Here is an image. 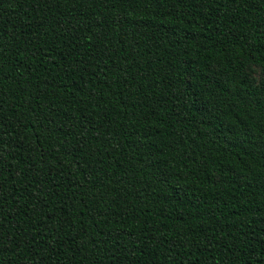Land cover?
Wrapping results in <instances>:
<instances>
[{"label": "trees", "instance_id": "trees-1", "mask_svg": "<svg viewBox=\"0 0 264 264\" xmlns=\"http://www.w3.org/2000/svg\"><path fill=\"white\" fill-rule=\"evenodd\" d=\"M264 0H0V264H264Z\"/></svg>", "mask_w": 264, "mask_h": 264}, {"label": "rangeland", "instance_id": "rangeland-1", "mask_svg": "<svg viewBox=\"0 0 264 264\" xmlns=\"http://www.w3.org/2000/svg\"><path fill=\"white\" fill-rule=\"evenodd\" d=\"M253 77H254L256 82L264 80V74L259 69H254Z\"/></svg>", "mask_w": 264, "mask_h": 264}]
</instances>
